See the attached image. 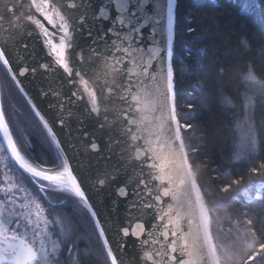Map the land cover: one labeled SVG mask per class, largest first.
I'll return each mask as SVG.
<instances>
[{"label":"snow or ice","instance_id":"snow-or-ice-1","mask_svg":"<svg viewBox=\"0 0 264 264\" xmlns=\"http://www.w3.org/2000/svg\"><path fill=\"white\" fill-rule=\"evenodd\" d=\"M0 8V27L8 37L0 39V73L33 110L39 128L25 126L50 154L22 148L0 82V264H227L230 257L221 255L227 240L257 237L256 221L247 213L249 227L240 236L231 229L223 235L209 207L225 199L239 203L236 196L254 211L264 205V75L258 77L246 63L241 78L234 66L209 55L214 46L206 41L215 34L214 18L193 24L195 17L189 15L181 29L178 0H0ZM249 9L264 31V0H245L239 11ZM75 11L79 15L73 16ZM36 42L46 62L37 60ZM178 42L179 60L174 55ZM260 50L264 53V45ZM249 51L246 33L226 50L233 58ZM102 62L103 71L97 72ZM41 71L58 73L60 87L69 88L67 93L40 90L41 96L57 98L48 105L51 116L42 114L26 91L25 81ZM230 74L238 83L229 82ZM185 87L192 88V103L181 97ZM113 102L119 123L110 124L108 134L118 137L113 144H127L131 152L126 162L113 164V174L101 178L79 154L72 161L66 149H78L70 140L66 144L57 129L72 136L69 121L77 103L97 118L104 105L102 119L109 121L106 106ZM213 110L219 115L214 134H225L228 146L227 164H205L215 173L211 179L221 181L215 195L203 189L204 173L198 174L197 159H190L203 150L191 145L190 133L200 129L203 139V129L188 121ZM77 132L105 166L112 160L107 140ZM117 154L122 158L125 152ZM236 165L241 171L232 178ZM109 184V195L128 204L119 222L105 215L96 199ZM49 192L63 198L53 201ZM49 208L71 211L50 219ZM90 237L95 244L81 248V240ZM130 238L135 257L126 251ZM252 244L240 249L241 264H264V242L257 237Z\"/></svg>","mask_w":264,"mask_h":264},{"label":"trees","instance_id":"trees-1","mask_svg":"<svg viewBox=\"0 0 264 264\" xmlns=\"http://www.w3.org/2000/svg\"><path fill=\"white\" fill-rule=\"evenodd\" d=\"M253 2L254 0H247V3ZM244 3L245 0H235V3H233L232 0H211V2H209V0H178L180 27L182 29L183 26L188 23L186 17L189 15L195 17L192 21L193 24H208L214 18L217 24V28L214 29L215 34L210 41H206V43H211L214 46L210 49L209 55H215L223 63L234 66V73L241 78L243 75H246V63L258 75V77H260L264 75V53L260 50V46L264 45V31H262L255 23L251 9H249L247 13H241L239 11ZM217 4H219V6H214ZM245 33L247 34L248 40L251 42V51L246 52L242 57L238 58L229 56L226 50L234 48L237 45L239 38ZM181 51L182 48L178 42L174 53L177 60L181 57ZM229 82L232 84L238 83L235 76L232 74H230ZM11 85V89L15 90L16 95L19 96L20 93L16 87L13 84ZM191 92L192 88L190 87L181 89V97L185 103L193 102L194 96L190 95ZM20 99L24 101V106L26 107H24V109L27 115L32 113L36 119V122L30 120V122L32 121V125L29 121L21 120V122L23 121V128L21 130V132L23 131L22 135L25 138L29 137L30 140L32 139V142L34 143V152L50 158V154L46 151L42 142L28 132L25 122L33 127L36 126L37 128H39V123L33 110L28 106L23 97ZM260 119V113L257 112L256 120L259 121ZM188 121L194 124L199 123L203 129V139H200V129L190 133L193 137L190 141L191 145L203 146L199 158L190 157V159H197L195 171H197L198 174L204 173L201 177L203 189L206 192H211L215 195L217 185L221 183V181L211 179V177L215 176V173L206 170L205 164L209 161H214L215 164L223 167L228 162L227 137L223 133L214 134V129L219 125V115L215 110L205 111L195 117L189 116ZM241 167L242 166L240 165L234 166L232 178H235L236 172L241 171ZM235 199L240 202L235 203L232 200L225 199V201L219 206L215 202L209 204V207L214 212V227L216 225L221 226L223 229V235H228V230L231 229L233 233L240 236L244 229L249 227L245 224V216L243 215L244 213H247L248 218H253L254 221H256L255 227L257 229V237H259L260 242H264V205H255L254 211L253 208L243 202L240 196H236ZM45 207L47 208L48 206L45 205ZM58 210H62V212L71 211L68 208ZM217 235L220 236L221 233H218ZM257 237H251L249 240H244L242 238L237 240H227L224 249L221 251L222 256L226 255L230 257L227 264H241L243 252L240 251V249L247 250L252 248V241L257 239ZM88 243L94 245V237H90Z\"/></svg>","mask_w":264,"mask_h":264},{"label":"water","instance_id":"water-1","mask_svg":"<svg viewBox=\"0 0 264 264\" xmlns=\"http://www.w3.org/2000/svg\"><path fill=\"white\" fill-rule=\"evenodd\" d=\"M9 2H15V0H9ZM0 14H3L2 8H0ZM72 15L73 16L79 15V12L78 11L72 12ZM6 38L8 37L3 34L2 27H0V39H6ZM17 38H19L18 35ZM86 42H87L86 38H81L82 44ZM34 47L36 48L37 60L46 62L47 58L44 56L43 50L39 42H36ZM87 60L88 57H86L85 60L86 63ZM103 68H104V63L102 62L100 66L97 68V72H102ZM58 75L59 74L57 73V75L53 76L51 74H47L41 71L37 73L34 79H31V82L25 81V83H27L26 91H28L29 94L34 97V102H36L37 106L42 110V114H46L48 116H51L53 114L52 112H50L48 105L55 104L57 102V98L52 96L51 94H49L46 97L41 96L40 90L44 89L45 91H47L51 89L54 91H60L62 93H67L69 91L67 85H65L63 88L60 87V84L58 82ZM104 107H105L104 105L101 106V117L99 118L95 116L90 117L84 111L83 104L77 103L72 107L74 118L69 121V124L71 125V129H72V136L70 138L64 137L63 136L64 130L57 129V131L61 135V138L64 140L66 144L70 140L71 143H74L76 148L78 149V152H73L71 148L66 149L72 161L74 162L75 157L79 154L81 160L92 168L96 176L101 178L113 174L114 173L113 164L117 162L118 159L122 163L126 162L128 158V154L131 152V149L128 147L127 144H123V143L119 145L113 144L112 141L118 139V137L114 133L109 135L107 131L110 124L114 126L115 124L119 123V121L112 115V113L115 112L116 110L115 102L109 103L106 106L109 112V121H104L102 119L104 115ZM99 123L105 124L106 126L105 130H100L97 127ZM78 128L84 131H88L97 137H102L105 140H107L109 144L112 145V160L108 161L106 166H105V162L101 160L99 156L88 152L87 150L88 141L77 132ZM120 149L124 150L125 152L122 158L118 157L117 154L118 150ZM130 178L132 182H135V177L131 175V172H130ZM111 187L112 185L109 184L107 187L101 189L96 199L100 202L98 206L101 207L103 213L105 215H112L119 222L125 219L127 215L126 210L128 204L126 201L117 198L115 196V193L109 195ZM126 251L129 253L130 257H135L137 254L135 241L131 238L129 239V245Z\"/></svg>","mask_w":264,"mask_h":264},{"label":"rangeland","instance_id":"rangeland-1","mask_svg":"<svg viewBox=\"0 0 264 264\" xmlns=\"http://www.w3.org/2000/svg\"><path fill=\"white\" fill-rule=\"evenodd\" d=\"M0 82L3 83V90H9L11 89L12 85L10 83V81H7L3 78V75H0ZM15 91V90H14ZM5 94V106L7 109V114L10 117V121L12 122V124L14 125V129H15V133L18 136V141L20 142V144L22 145V148L26 149L27 148V144H26V138L22 135L23 131L21 132L22 128H23V121L21 122V120H25V121H29L33 120L34 122H36V119L34 118L33 114L29 113L27 115L25 109H24V101H22L20 98H22L19 94V96L16 95V92H4ZM9 101L11 102V106L9 105ZM26 108V107H25ZM16 119V121H15ZM32 122V121H31ZM30 122V124L32 125V123ZM36 125V124H35ZM36 127V126H35ZM49 199L56 201L59 199H62L63 197L58 196L57 194H54L52 192H49L48 194ZM50 209H48L49 211ZM49 218L51 219V217H53V213L49 211Z\"/></svg>","mask_w":264,"mask_h":264},{"label":"flooded vegetation","instance_id":"flooded-vegetation-1","mask_svg":"<svg viewBox=\"0 0 264 264\" xmlns=\"http://www.w3.org/2000/svg\"><path fill=\"white\" fill-rule=\"evenodd\" d=\"M0 75L2 76V73H0ZM4 92H15L14 90H12V89H9V90H5ZM16 134V133H15ZM26 144H27V148L26 149H32L33 151H34V143L32 142V139L30 140L29 139V137H27L26 138ZM19 142V141H18ZM20 143V142H19ZM50 212H52L53 213V215H59L60 213H62V210L61 211H59L58 209H51L50 208ZM82 241H83V243H82ZM88 240L87 241H85V240H81V242H80V247L81 248H84V247H86V246H88Z\"/></svg>","mask_w":264,"mask_h":264}]
</instances>
